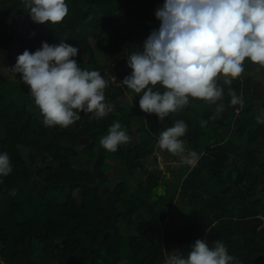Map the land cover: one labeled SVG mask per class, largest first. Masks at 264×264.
<instances>
[{
	"label": "trees",
	"instance_id": "16d2710c",
	"mask_svg": "<svg viewBox=\"0 0 264 264\" xmlns=\"http://www.w3.org/2000/svg\"><path fill=\"white\" fill-rule=\"evenodd\" d=\"M65 2L68 14L53 25L33 22L22 0H0V154L12 167L0 176V264H164L174 252L186 258L198 239L210 248L223 243L239 264H264V123L257 122L264 93H254L256 64L246 59L231 85L217 81L222 117L190 97L161 122L140 110L142 93L122 80L131 74L128 57L159 29L156 12L165 0ZM62 41L78 48L82 70L108 82L105 102L114 109L102 118L81 113L67 128L46 127L22 74L11 68L25 50ZM233 92L242 107L231 103ZM180 120L194 165L156 146ZM114 122L130 141L110 152L99 141ZM158 152L182 170L162 193Z\"/></svg>",
	"mask_w": 264,
	"mask_h": 264
},
{
	"label": "clouds",
	"instance_id": "9594fccd",
	"mask_svg": "<svg viewBox=\"0 0 264 264\" xmlns=\"http://www.w3.org/2000/svg\"><path fill=\"white\" fill-rule=\"evenodd\" d=\"M37 24H59L68 14L65 0H22ZM161 22L144 43L143 50L128 57L131 74L122 80L128 89L141 94L139 108L154 114L163 122L170 113L182 110L189 98L209 104L222 98L217 81L231 85L241 77L246 59L264 68V0H165L157 10ZM78 48L63 41L58 45L42 42L35 52L25 50L17 57L12 72L22 74L29 86L35 106L46 127L67 128L80 119V114L102 118L114 106L105 102L108 82L98 71L82 70L75 59ZM164 91L161 94L156 86ZM231 103L242 101L232 93ZM220 105L217 111H222ZM258 123L264 119L257 117ZM207 121H201L206 126ZM184 121L162 131L157 148L194 165L196 154L185 155L181 137L186 134ZM130 136L119 122L99 141L107 151L115 152L128 143ZM10 158L0 154V176L11 173ZM13 195L15 192L13 191ZM164 264H239L228 254L223 243L215 241L210 248L196 240L187 257L172 253Z\"/></svg>",
	"mask_w": 264,
	"mask_h": 264
},
{
	"label": "rangeland",
	"instance_id": "374dc122",
	"mask_svg": "<svg viewBox=\"0 0 264 264\" xmlns=\"http://www.w3.org/2000/svg\"><path fill=\"white\" fill-rule=\"evenodd\" d=\"M148 22L147 21H142L141 24L146 25ZM94 48L96 49V51L99 52L100 48L97 44V42L93 41L92 42ZM19 74V73H18ZM253 79H254V93H264V68L259 67L258 65H255L253 72L251 73ZM218 104L217 103H213V104H209L206 103V107L207 110L209 112H215L217 111L218 108ZM264 112V111H263ZM224 115V111H220V117H222ZM133 141L138 142V136L134 135L133 136ZM157 154V158H158V162H159V167L161 170H163L165 172V177L164 179L161 181V183H163V187L160 188L159 193H162L164 191V187L166 186L167 189H172L173 184H175L176 181H178V179L180 178L181 174H182V170L180 168V166H178L179 164L177 162H173L171 160L170 157L164 155V154H160L159 152L156 153ZM168 166H174L176 172L172 171V172H166V168ZM178 167V169H177ZM231 167V165H229V168Z\"/></svg>",
	"mask_w": 264,
	"mask_h": 264
}]
</instances>
